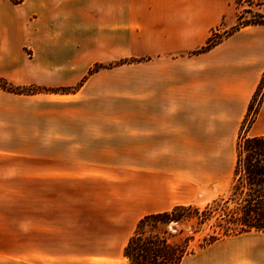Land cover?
<instances>
[{
  "label": "crops",
  "instance_id": "0c3cea01",
  "mask_svg": "<svg viewBox=\"0 0 264 264\" xmlns=\"http://www.w3.org/2000/svg\"><path fill=\"white\" fill-rule=\"evenodd\" d=\"M14 1L0 77L70 91L0 89V264H127L142 217L194 204L183 149L236 133L264 77V25L198 52L235 23L228 0ZM180 264H264V241L227 237Z\"/></svg>",
  "mask_w": 264,
  "mask_h": 264
},
{
  "label": "trees",
  "instance_id": "16d2710c",
  "mask_svg": "<svg viewBox=\"0 0 264 264\" xmlns=\"http://www.w3.org/2000/svg\"><path fill=\"white\" fill-rule=\"evenodd\" d=\"M234 4H238L237 0H234ZM247 5L248 8L236 15L235 24L227 35L247 26L264 25V15L253 11V7L260 8L262 3ZM245 14L249 17H245ZM219 41V37L211 36L198 52L209 50ZM132 61L124 60L117 65ZM111 66L96 65L90 73ZM261 86L262 83L251 98L248 111ZM0 89L18 95L70 91L64 88L46 90L33 86L15 87L1 77ZM240 132L242 135L238 136L235 143V159L226 196L214 199L201 209L191 205H177L168 211L142 217L123 249L127 264H180L184 257L194 253L188 250L192 236L177 240V236L182 233L181 226H186L195 234L201 227L211 223L212 233L203 239L206 246L231 236L252 232L264 234V134L248 136L242 128Z\"/></svg>",
  "mask_w": 264,
  "mask_h": 264
},
{
  "label": "rangeland",
  "instance_id": "374dc122",
  "mask_svg": "<svg viewBox=\"0 0 264 264\" xmlns=\"http://www.w3.org/2000/svg\"><path fill=\"white\" fill-rule=\"evenodd\" d=\"M228 1L233 9L232 14L235 13V15H237L239 11L243 10L244 8H248V3H262V6L260 8L253 7V11L264 15V0H237V3L239 5L237 4L236 6L234 4V0ZM13 2L15 1L13 0ZM10 15H15L14 9L9 6L7 0H0V37H2V28L6 26V19H8ZM244 16L249 17L248 14H245ZM233 24L235 23H233V21H230L229 18H227L226 21L223 20V24L220 25V27L216 28V31L212 32L211 36L219 37V39L221 40L223 37L228 36L227 33L231 30ZM1 40L2 38H0V41ZM4 58V53L0 50V61ZM95 66L96 65H94L92 69H94ZM126 74L131 75V71L126 72ZM263 94L264 77L262 79V86L259 89L255 100L252 102V108L250 109V111L247 110L245 115L238 119L236 133L234 134V136H232L230 142H228L225 146L219 148L183 149L184 153L185 151H187L185 153V158L187 159L186 163H184V167H186L187 172L186 176L188 175L189 177V175H197L198 183L194 204L188 205L195 206L201 209L208 203H211V201H213L214 199L226 196L232 176V168L235 159V143L238 139V136L242 135L243 132H240V129L242 128V130H246L245 134H247L248 136L264 134V121L258 119V121L256 122V115L259 112V106ZM92 103V106H95V103ZM106 103H108V106H114L110 103L116 102L106 101ZM126 106L131 105L126 104ZM210 225L211 223L204 225L195 234H192L186 226H181L180 228L182 229V233L177 236V240L182 241L186 236H192V239L188 242V250L194 251L195 253L196 251L200 250L201 247L206 246L203 239L212 233L213 228L210 227ZM242 235L258 237L259 241H264L263 233L252 232Z\"/></svg>",
  "mask_w": 264,
  "mask_h": 264
}]
</instances>
